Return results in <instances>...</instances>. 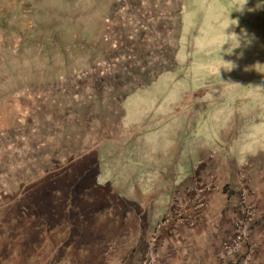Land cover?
Masks as SVG:
<instances>
[{
    "label": "rangeland",
    "instance_id": "obj_1",
    "mask_svg": "<svg viewBox=\"0 0 264 264\" xmlns=\"http://www.w3.org/2000/svg\"><path fill=\"white\" fill-rule=\"evenodd\" d=\"M95 1L0 0V41H4L0 47L11 45L13 53L20 52L25 30L37 33L51 29L52 17L43 19L45 12L53 14L60 24L67 22V2L84 13V21L94 19L96 5H103L101 0ZM181 2L179 14L176 7ZM113 9L120 10L117 4ZM240 9V0H133L132 5L121 8L124 16L106 28L103 38L92 39V52L86 54L88 60L91 56V68L84 57L82 38L77 43L65 42L57 53H51L40 47V41L49 37L38 35L40 41L32 37L28 46L37 49H30L28 59L50 63L45 66L48 77L41 78L43 91L35 103L19 99L15 109L11 103L0 109V232L11 233L6 235V247L11 248L6 255L24 254L25 245L14 238L23 229L32 230L33 239L39 230L47 233L52 247V227L59 225L64 234L60 236L59 257L55 254L57 261L104 264L97 259L98 246L75 245L67 252L71 240L67 226L62 225L69 218L82 220L68 209L73 200L76 205L83 201V197H68L70 190L78 188V177L70 176L71 162L92 154L89 146L97 137L90 131L94 126L83 122L84 114L99 121L104 115L101 104L113 103L109 102L111 97L101 103L104 94L118 93L119 100L113 103L116 106L124 98L120 104L126 113L122 134L131 132L134 137L98 150L95 158L101 171L107 170L114 179L151 178L163 172L162 160L155 153L168 145L153 143L160 136L163 141L169 133L174 136L171 124L181 111L165 120L160 117L181 109L190 93L199 95L191 106L189 103L198 121L188 137H195L202 127L213 128L217 136V128L227 125L232 117L238 118L240 128L255 129V121L264 115V0H245ZM228 17L239 21L234 31L241 47L234 51L230 46L221 47V23ZM84 21L75 22L73 30L84 26ZM177 44V55L169 52ZM100 59L104 60L102 67L94 62ZM149 59L155 64L147 69L144 65ZM223 59L233 62L231 71L221 67ZM137 63L138 67L131 68ZM12 69L10 75L16 77L13 66L7 72ZM153 77L157 79L147 85ZM39 81L13 88L35 91ZM217 114L221 120L216 124ZM219 142L223 143L221 137Z\"/></svg>",
    "mask_w": 264,
    "mask_h": 264
},
{
    "label": "crops",
    "instance_id": "obj_2",
    "mask_svg": "<svg viewBox=\"0 0 264 264\" xmlns=\"http://www.w3.org/2000/svg\"><path fill=\"white\" fill-rule=\"evenodd\" d=\"M101 1L103 5H96L98 15L94 16V19L87 18L86 21L89 22L84 21V13L79 12L71 2H67V22L62 24L53 14L42 11L45 15L43 19L52 17L51 29L44 32L39 30L37 33L25 30L24 45L22 41L19 44L21 53H13L15 48L13 49L11 45L0 47L2 54H0V109L3 107L4 110L10 103L12 109H15V101L19 99H24L27 104L35 103L38 93L43 91L41 78L48 77L49 72L45 66L50 63L43 59L36 61L28 59L30 49H37L28 46V43H32L33 36H36L38 41H40L38 35L49 37L40 41V47L50 50L51 53H57L60 47L65 46V42L77 43L79 38H82L83 53L87 59L86 54L92 52V39L103 38L105 30L124 16L119 12L121 8L132 5L133 2V0ZM54 4L52 2V5ZM116 4L120 9L118 12H114L113 9ZM176 8L180 14L182 2L181 6ZM38 17L42 20L41 15ZM81 19L84 21V26L80 25L77 31L73 30L75 22H81ZM2 42L4 41H0ZM179 51L180 46L177 44L175 49L169 52L177 55ZM103 61L100 59L94 62L96 66L102 67ZM87 62L91 68V56ZM154 64L155 61L149 59L144 66L150 69ZM136 65H132L131 68L138 67L139 64ZM12 66L17 71L16 77L10 75L14 73L13 69L7 72ZM41 66L44 68L41 69ZM58 77L57 73L56 84L59 81ZM153 78L147 85L157 79ZM36 79L40 81L35 83V91L13 88L16 84ZM52 83L54 82L50 85ZM117 95L119 94L106 93L102 96L101 103L108 101V97H111L109 102L114 103L119 100ZM197 96L199 95L194 93L188 94L186 102L181 103V109L177 108L175 112L160 117L165 120L181 111L178 115L179 119L171 124L170 131L174 132V136L169 133L164 137V141L160 136L153 143L161 146L164 142L168 146H165L164 151L155 153L162 160L160 167L163 172L151 178L148 176L147 178L129 176L126 180H123L124 177L111 178L107 170L101 171L102 166L98 165L99 161L95 158L101 148L105 149L109 145L134 138L131 132L122 134L123 118L126 113L120 104L124 98L117 106L113 103L109 106L101 104L104 115L99 121L96 119L91 121V117L88 118L87 113L84 114L83 122L94 126L90 131L95 133L97 138L89 146L92 149L91 155L71 162L70 176L78 177L76 179L78 188L70 190L68 197H83V203L78 200L79 204L76 205V200H73L68 207L72 209L70 212H77L82 220L76 221L73 217L67 222H62L63 226H67L68 239L71 240L67 252L75 245L98 246L100 251L97 259L102 260L104 264H142L143 253L152 246L158 264H227L229 258L223 252V244L233 239L234 224L242 218V204H245L254 210L252 238L258 244L251 264H264V115L255 121L254 130L240 128L237 126L238 118L232 117L227 125L217 128V136L213 128L202 127L203 129L200 128L195 137H188L195 122L198 121V114L196 115L189 107V103L191 106ZM106 112L111 115H105ZM102 118L103 123H101ZM82 120L79 118L78 121ZM220 120L221 116L217 114L214 122L217 124ZM220 137L223 143L219 142ZM140 141L145 142V140ZM208 182L214 183L216 189L209 197L196 227L173 232L165 230L160 239L150 242L151 232L158 220L175 208L174 198L178 197L182 204L186 200L184 194L186 187ZM52 229L50 238L52 247L47 241L48 234L41 230L34 239L31 237L32 230L19 231L14 237L16 240L13 239L18 244L21 242L25 245V252L14 257L6 255V250L11 251V248L6 247L9 241L6 235L11 236L10 231H1L0 264H72L70 261L55 259L59 257L60 236L64 233H60L59 225Z\"/></svg>",
    "mask_w": 264,
    "mask_h": 264
},
{
    "label": "built area",
    "instance_id": "obj_3",
    "mask_svg": "<svg viewBox=\"0 0 264 264\" xmlns=\"http://www.w3.org/2000/svg\"><path fill=\"white\" fill-rule=\"evenodd\" d=\"M215 189L212 182L196 183L186 187L184 189L186 200L181 204L178 197L174 198L175 208L158 220L151 232L150 242L160 239L165 230L173 232L196 227ZM242 211V218L234 224L233 239L223 244V252L229 258L227 264H251L256 253L258 244L252 238L254 210L242 204ZM142 264H158V258L152 246H149L148 250L143 253Z\"/></svg>",
    "mask_w": 264,
    "mask_h": 264
},
{
    "label": "clouds",
    "instance_id": "obj_4",
    "mask_svg": "<svg viewBox=\"0 0 264 264\" xmlns=\"http://www.w3.org/2000/svg\"><path fill=\"white\" fill-rule=\"evenodd\" d=\"M245 0H240L241 11L243 10V4ZM239 21L231 19L230 17L224 19L221 23V36L223 37L221 47L230 46L233 51L241 47L239 34L234 31V27L238 26ZM233 62L222 60L221 67L231 71L233 69Z\"/></svg>",
    "mask_w": 264,
    "mask_h": 264
}]
</instances>
